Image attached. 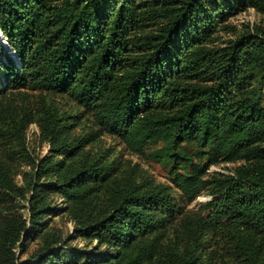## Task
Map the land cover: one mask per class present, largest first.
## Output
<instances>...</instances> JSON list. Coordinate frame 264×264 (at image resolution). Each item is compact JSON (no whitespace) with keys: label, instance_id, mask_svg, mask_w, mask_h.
<instances>
[{"label":"trees","instance_id":"obj_1","mask_svg":"<svg viewBox=\"0 0 264 264\" xmlns=\"http://www.w3.org/2000/svg\"><path fill=\"white\" fill-rule=\"evenodd\" d=\"M247 7L264 13V0H0V36L15 51L0 43L1 86L66 93L95 125L60 140L64 117L39 100L37 120L52 150L70 155L106 132L139 155L151 147L186 201L211 194L208 213L183 218V236L174 238L176 202L166 186L115 177V160L83 161L47 187L77 206L76 234L108 249L70 252L49 232L35 260H20L15 247L22 251L33 231L14 212L0 219V264H264V25L213 44ZM10 107L2 109L0 139L24 138L32 115ZM237 159L233 172L206 176L210 165ZM46 167L37 164L33 182ZM0 182L6 195L15 192L2 169ZM37 184L27 199L39 231L46 210ZM213 231L230 251L219 262L206 251Z\"/></svg>","mask_w":264,"mask_h":264},{"label":"rangeland","instance_id":"obj_2","mask_svg":"<svg viewBox=\"0 0 264 264\" xmlns=\"http://www.w3.org/2000/svg\"><path fill=\"white\" fill-rule=\"evenodd\" d=\"M254 23L264 25L263 12H259L252 7L237 11L214 34L213 44L220 45L234 39L244 27L252 26ZM6 42L7 40L0 36V43L2 46L4 44L2 49L4 53L7 50ZM41 99L50 102L56 109L57 114L64 117V125L58 133L60 140H72L95 128V125L92 124L91 116L66 93L37 90L31 87L13 88L11 85L3 87L0 84L1 119H3L2 109H10V105L14 109L24 108L32 115L31 120L23 130L24 138L0 139V169L6 173L7 178L15 188L14 193L6 195V188L0 182V219L8 214L17 212L16 214L26 218L28 228L33 231L30 236L25 238L22 251H19L18 246L15 247L16 254L20 260H35L42 249L44 234L49 232L56 233L61 241L64 242L63 247L70 252L72 250L96 252L97 249H94V247H98L99 251L103 253L108 249L103 244L98 246L95 239L91 240L76 234L74 231L76 225L74 217L78 212L77 206L69 202L62 193L47 187V183L57 181L62 172L71 170L81 162L94 158L102 159L104 157L106 160L118 162L119 166L115 168V177L131 174L136 180L141 181L143 185L152 183L167 187L176 202L175 213L170 217L171 223L175 226L174 231L172 229L169 231V236L171 237L175 238L178 236L180 238L183 236L181 228L183 218L195 215L205 216L208 213L209 208L206 203L211 198V194L204 190L192 201H186L169 178L165 163L158 161L150 154L151 147L146 149L147 155H139L130 151L118 137L106 132H98L93 139L84 142L74 153L70 155L57 154L51 149L50 140L42 132L37 120L39 118L38 103ZM262 103L264 104V87ZM66 115L70 116L65 117ZM59 159L61 162L58 168L50 170L49 167L52 162ZM41 162L47 166V170L34 182H38V186H35L39 189V204H44L46 211L40 215L41 219L39 222H42V224H40L41 229L37 231L34 230L36 227L28 220L30 211L27 198L32 193L34 186L33 173L37 164ZM242 162V159H237L212 164L208 168L206 176L216 172H233L234 168ZM18 192L20 193L17 194ZM104 198V194L101 193L93 201L100 206L104 202ZM49 207L56 208L57 213L53 214L49 211ZM215 232L213 231L212 234L206 236V251L210 252L212 258L214 255L215 260L219 262L221 256L223 254L229 256L230 251L224 243L225 239L219 233L215 234Z\"/></svg>","mask_w":264,"mask_h":264},{"label":"water","instance_id":"obj_3","mask_svg":"<svg viewBox=\"0 0 264 264\" xmlns=\"http://www.w3.org/2000/svg\"><path fill=\"white\" fill-rule=\"evenodd\" d=\"M0 33H1V31H0ZM1 35H2V33H1ZM2 36H3V35H2ZM5 46H6V49H7L8 51H10V54H11L12 56L15 57V51L11 49V46H10V44H9L8 41L5 43Z\"/></svg>","mask_w":264,"mask_h":264},{"label":"bare ground","instance_id":"obj_4","mask_svg":"<svg viewBox=\"0 0 264 264\" xmlns=\"http://www.w3.org/2000/svg\"><path fill=\"white\" fill-rule=\"evenodd\" d=\"M1 35V34H0ZM5 52H8L7 50Z\"/></svg>","mask_w":264,"mask_h":264}]
</instances>
